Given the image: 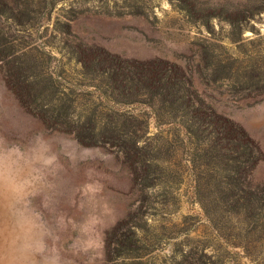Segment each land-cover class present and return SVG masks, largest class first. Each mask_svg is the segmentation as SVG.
Here are the masks:
<instances>
[{"label": "rangeland", "instance_id": "374dc122", "mask_svg": "<svg viewBox=\"0 0 264 264\" xmlns=\"http://www.w3.org/2000/svg\"><path fill=\"white\" fill-rule=\"evenodd\" d=\"M40 132L102 264H264V0H0V135Z\"/></svg>", "mask_w": 264, "mask_h": 264}, {"label": "clouds", "instance_id": "9594fccd", "mask_svg": "<svg viewBox=\"0 0 264 264\" xmlns=\"http://www.w3.org/2000/svg\"><path fill=\"white\" fill-rule=\"evenodd\" d=\"M84 163L73 167L42 132L25 141L0 135V264H102L105 207L93 201L103 186L83 191Z\"/></svg>", "mask_w": 264, "mask_h": 264}, {"label": "trees", "instance_id": "16d2710c", "mask_svg": "<svg viewBox=\"0 0 264 264\" xmlns=\"http://www.w3.org/2000/svg\"><path fill=\"white\" fill-rule=\"evenodd\" d=\"M154 85V84H153ZM152 86V85H151ZM153 87V86H152ZM250 141V140H249ZM243 143H244V141H243ZM242 143V144H243ZM245 144H247L248 145V142H246ZM215 146H217V144L215 143ZM244 152V150H241L240 151V154H242ZM248 155H250V152H249V154ZM233 169L231 168L230 169V171H232ZM237 170H238V168L237 167H235V171L237 172ZM229 171V172H230ZM233 173V172H232ZM235 183H237V180L232 176V177H230V182H228V185L230 186V187H232V188H234L235 187ZM248 196H243L242 198H244L243 200H244V203L246 204V205H249L251 202H253L254 201V198H252L251 197V193L250 192H248V193H246Z\"/></svg>", "mask_w": 264, "mask_h": 264}]
</instances>
